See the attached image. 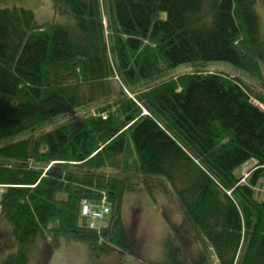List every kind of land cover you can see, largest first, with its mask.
I'll return each instance as SVG.
<instances>
[{"label":"trees","instance_id":"obj_1","mask_svg":"<svg viewBox=\"0 0 264 264\" xmlns=\"http://www.w3.org/2000/svg\"><path fill=\"white\" fill-rule=\"evenodd\" d=\"M103 1L52 0L71 24L0 8V216L20 242L49 232L97 244L79 221L82 198L104 190L116 209L123 188L135 182L153 195L165 182L184 215L174 240L187 225L199 238L188 262L176 244L166 264H214L212 255L215 264H264V198L254 190L264 178V109L227 75L167 74L199 61L245 67L249 46L259 66L257 0ZM49 160L63 162L41 176Z\"/></svg>","mask_w":264,"mask_h":264},{"label":"rangeland","instance_id":"obj_2","mask_svg":"<svg viewBox=\"0 0 264 264\" xmlns=\"http://www.w3.org/2000/svg\"><path fill=\"white\" fill-rule=\"evenodd\" d=\"M99 4L104 5V1L99 0ZM13 6H23L32 10V19L36 23L44 20L61 24L74 22L72 17L58 13L52 0H0V8ZM255 10L257 28L259 22V28L264 34V0H257ZM102 23L104 32L107 34V21L104 14ZM245 49L246 53L240 58L245 67L234 66L224 60L199 61L181 64L167 74L176 77L182 73L201 71L205 74L227 75L238 80L250 93V101L264 109V61H260L258 66L255 63L256 50L251 46ZM114 61L115 54H112L111 63L114 64ZM117 78L113 77L110 80L112 89L120 86ZM124 91L128 96L133 97L127 89ZM95 106L97 107L98 103ZM93 110L94 105L84 112ZM142 113H148V111L143 108ZM62 121H64L63 117H55L51 124L36 126L31 132L35 134L42 130H49L52 125ZM60 162L63 161L49 160L41 167V176L52 164ZM254 164V159H248L237 169L238 173L243 175L241 182L245 181V177L248 176ZM7 186L8 184L0 182V197ZM141 187L134 182L131 188H123L116 209L112 208L114 203L104 190L95 191L97 196L92 198L94 200L88 198L80 200V224L96 231L97 244L80 238H68L63 234L53 236L49 232L45 234L40 232L31 239L20 242L13 234L9 220L0 216V264H6L17 256L21 264H166L176 244L177 254L188 262L193 251L192 246L198 244L199 238L195 239L192 226L187 225L186 229H182L181 243L174 240L172 225L182 217L183 210L173 188L164 182L165 190L158 189L152 195ZM254 190L257 199L264 198L263 177L259 179ZM116 225L118 228L114 231ZM103 229H107L106 237L109 238L102 235ZM212 257L215 264L217 258L214 255Z\"/></svg>","mask_w":264,"mask_h":264},{"label":"built area","instance_id":"obj_3","mask_svg":"<svg viewBox=\"0 0 264 264\" xmlns=\"http://www.w3.org/2000/svg\"><path fill=\"white\" fill-rule=\"evenodd\" d=\"M97 209V208H96ZM98 211H99V207H98ZM96 212V211H95ZM96 214H97V212H96Z\"/></svg>","mask_w":264,"mask_h":264},{"label":"crops","instance_id":"obj_4","mask_svg":"<svg viewBox=\"0 0 264 264\" xmlns=\"http://www.w3.org/2000/svg\"><path fill=\"white\" fill-rule=\"evenodd\" d=\"M167 224V223H166ZM168 226V225H167ZM117 258V257H116Z\"/></svg>","mask_w":264,"mask_h":264}]
</instances>
